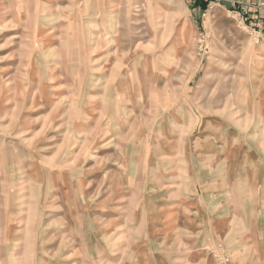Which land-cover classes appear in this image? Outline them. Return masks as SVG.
<instances>
[{
  "label": "rangeland",
  "instance_id": "rangeland-1",
  "mask_svg": "<svg viewBox=\"0 0 264 264\" xmlns=\"http://www.w3.org/2000/svg\"><path fill=\"white\" fill-rule=\"evenodd\" d=\"M208 1L0 0V264H264V36Z\"/></svg>",
  "mask_w": 264,
  "mask_h": 264
},
{
  "label": "built area",
  "instance_id": "built-area-1",
  "mask_svg": "<svg viewBox=\"0 0 264 264\" xmlns=\"http://www.w3.org/2000/svg\"><path fill=\"white\" fill-rule=\"evenodd\" d=\"M232 5L239 7L242 22H248L255 29L261 26L264 15V0H231Z\"/></svg>",
  "mask_w": 264,
  "mask_h": 264
},
{
  "label": "crops",
  "instance_id": "crops-1",
  "mask_svg": "<svg viewBox=\"0 0 264 264\" xmlns=\"http://www.w3.org/2000/svg\"><path fill=\"white\" fill-rule=\"evenodd\" d=\"M186 1H189L188 2V6H189V8L192 10V11H199L200 9L195 5V0H186ZM203 1H205V2H207V3H209L210 1H208V0H203ZM262 20V24H261V26L259 27V28H257V29H255V32L256 33H259V34H261L262 36H264V15L262 16V18H261ZM246 183V182H245ZM247 184V183H246ZM261 188H263V186L261 187ZM240 215L238 214V218H240L241 220H243V217H242V215L239 217ZM247 219H248V221L249 220H253V222H251L250 223V225H254V227H250L249 228V230H248V232L250 233V232H256V233H258L257 232V230H259V225H261V222H262V220H264V211H262V212H260V213H258L257 214V216L256 217H253V214H250V215H248V217H247Z\"/></svg>",
  "mask_w": 264,
  "mask_h": 264
},
{
  "label": "trees",
  "instance_id": "trees-1",
  "mask_svg": "<svg viewBox=\"0 0 264 264\" xmlns=\"http://www.w3.org/2000/svg\"><path fill=\"white\" fill-rule=\"evenodd\" d=\"M195 5L201 10V11H205L207 8V3L202 2L200 0L196 1Z\"/></svg>",
  "mask_w": 264,
  "mask_h": 264
}]
</instances>
